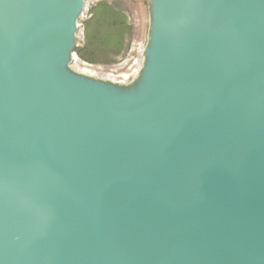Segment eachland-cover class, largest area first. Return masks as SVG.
Here are the masks:
<instances>
[{"label": "water", "instance_id": "water-1", "mask_svg": "<svg viewBox=\"0 0 264 264\" xmlns=\"http://www.w3.org/2000/svg\"><path fill=\"white\" fill-rule=\"evenodd\" d=\"M88 2L0 0V264H264V0H145L117 78Z\"/></svg>", "mask_w": 264, "mask_h": 264}, {"label": "rangeland", "instance_id": "rangeland-1", "mask_svg": "<svg viewBox=\"0 0 264 264\" xmlns=\"http://www.w3.org/2000/svg\"><path fill=\"white\" fill-rule=\"evenodd\" d=\"M80 24L78 66L84 62L100 75L137 68L146 33L145 0H89Z\"/></svg>", "mask_w": 264, "mask_h": 264}, {"label": "bare ground", "instance_id": "bare-ground-1", "mask_svg": "<svg viewBox=\"0 0 264 264\" xmlns=\"http://www.w3.org/2000/svg\"><path fill=\"white\" fill-rule=\"evenodd\" d=\"M77 60V59H76ZM78 61V60H77ZM79 62V61H78ZM79 67V70L80 71H82V72H84V73H87V74H91V75H93V73H95V71H93V70H91L90 68H89V65H86V64H84V62L80 65V66H78ZM122 68V67H121ZM93 69V68H92ZM123 70V69H122ZM127 74H121V75H119V76H126Z\"/></svg>", "mask_w": 264, "mask_h": 264}, {"label": "built area", "instance_id": "built-area-1", "mask_svg": "<svg viewBox=\"0 0 264 264\" xmlns=\"http://www.w3.org/2000/svg\"><path fill=\"white\" fill-rule=\"evenodd\" d=\"M110 75H112L113 77L117 78V77H119V75H121V74H110Z\"/></svg>", "mask_w": 264, "mask_h": 264}, {"label": "trees", "instance_id": "trees-1", "mask_svg": "<svg viewBox=\"0 0 264 264\" xmlns=\"http://www.w3.org/2000/svg\"><path fill=\"white\" fill-rule=\"evenodd\" d=\"M76 52H78V48L76 49Z\"/></svg>", "mask_w": 264, "mask_h": 264}]
</instances>
